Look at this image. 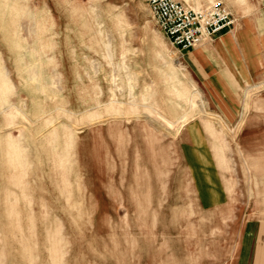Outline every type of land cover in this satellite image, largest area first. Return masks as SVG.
Masks as SVG:
<instances>
[{"label":"rangeland","instance_id":"1","mask_svg":"<svg viewBox=\"0 0 264 264\" xmlns=\"http://www.w3.org/2000/svg\"><path fill=\"white\" fill-rule=\"evenodd\" d=\"M229 43L234 76L172 45L148 0H0V264H249L264 82L249 40ZM170 63L193 103H174Z\"/></svg>","mask_w":264,"mask_h":264},{"label":"built area","instance_id":"2","mask_svg":"<svg viewBox=\"0 0 264 264\" xmlns=\"http://www.w3.org/2000/svg\"><path fill=\"white\" fill-rule=\"evenodd\" d=\"M148 4L160 31L181 50L194 49L234 25L232 14L220 1L198 10L177 0H148Z\"/></svg>","mask_w":264,"mask_h":264},{"label":"bare ground","instance_id":"3","mask_svg":"<svg viewBox=\"0 0 264 264\" xmlns=\"http://www.w3.org/2000/svg\"><path fill=\"white\" fill-rule=\"evenodd\" d=\"M188 2H190V0H187ZM208 3H213L214 0H206ZM227 4V6L232 8V11H237V14L235 13V27L234 30L229 33L228 35H226L227 37H221V41L220 42H216L213 46L211 47H199V54L202 57H206V56H210L211 58L214 55H218L221 57V59L223 60V62L225 63L228 72L233 75L232 70L228 67V56L226 57L224 55L223 49L227 47V49L230 47V43L229 42H240V39H243V36L245 39L249 40V13L251 12L252 8L254 5H252L250 2H248L247 0H224ZM193 5H191V8L194 10H198L202 8V1L201 0H192ZM19 10V8H18ZM238 18H242L244 20V24L247 26L248 31L244 32L242 31V26L239 25L237 23ZM123 23L121 22L120 25H122ZM245 33V35H244ZM203 44V43H202ZM200 44V45H202ZM199 45V46H200ZM233 45V44H232ZM109 48V47H108ZM165 45L162 44V46L160 45V48L157 49L156 53L158 54V56L162 59H165ZM246 52V51H245ZM206 55V56H205ZM111 55L107 52L106 53V58H108L109 60H111ZM170 72L168 74L165 75V77H163L164 82L166 85H168L170 87V92L175 96V100L174 103H177L178 100L180 99H185L187 102L189 103H193V100L191 99V95L190 92L187 91V89L184 86V83L182 81L179 80L178 75L179 74V69H177L174 64L170 63L169 67ZM128 66L127 64L124 62L121 66L119 65L117 70L121 71V70H127ZM242 69L244 70V68L242 67ZM1 76V73H0ZM234 76V75H233ZM127 82V86L129 89V95H131L133 97V89L135 88V81L133 79L128 78L126 80ZM2 83L3 85L6 84L5 79H2ZM150 90V87H147V91ZM112 102H114V99L112 100ZM9 107V106H8ZM5 109V108H4ZM3 109V110H4ZM6 112V111H5ZM116 113L120 114V112H118V110H115ZM9 121L12 122V120L14 119V115L9 113ZM99 116V115H97ZM96 116V118H98ZM184 117H186V115H183L180 117V119H183ZM208 126H211V124H208V122L206 123ZM194 131H197V126L195 125L193 127ZM213 132L215 133V130H213ZM215 135V134H214ZM221 148H218V151L221 152ZM219 159L220 161L223 163L225 160L224 156L222 154L219 155Z\"/></svg>","mask_w":264,"mask_h":264},{"label":"crops","instance_id":"4","mask_svg":"<svg viewBox=\"0 0 264 264\" xmlns=\"http://www.w3.org/2000/svg\"><path fill=\"white\" fill-rule=\"evenodd\" d=\"M251 4L254 6L249 13V24L251 28V30H249V88H251L255 82H264V0H261L260 3L251 2ZM233 30L234 29L224 32L214 37L212 40H206L208 42H204L202 45L191 49L193 50L192 52H187L188 56L196 63L202 65L201 57L198 56L200 53L199 47H211L215 44L217 39L228 35ZM252 35H254L253 38H251ZM239 68L240 67L237 69ZM263 124L262 122L257 125L262 126ZM69 133L70 138L75 139L74 132L70 130ZM249 264H264V232L260 229L256 232L255 244L249 249Z\"/></svg>","mask_w":264,"mask_h":264}]
</instances>
